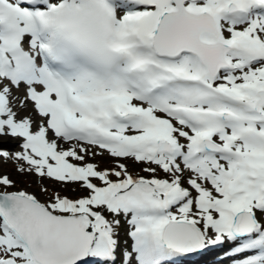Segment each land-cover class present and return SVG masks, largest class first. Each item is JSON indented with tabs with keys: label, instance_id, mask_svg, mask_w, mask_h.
I'll return each mask as SVG.
<instances>
[{
	"label": "snow or ice",
	"instance_id": "obj_1",
	"mask_svg": "<svg viewBox=\"0 0 264 264\" xmlns=\"http://www.w3.org/2000/svg\"><path fill=\"white\" fill-rule=\"evenodd\" d=\"M0 160V264H264V0H0Z\"/></svg>",
	"mask_w": 264,
	"mask_h": 264
},
{
	"label": "rangeland",
	"instance_id": "obj_2",
	"mask_svg": "<svg viewBox=\"0 0 264 264\" xmlns=\"http://www.w3.org/2000/svg\"><path fill=\"white\" fill-rule=\"evenodd\" d=\"M13 143H15L13 141ZM13 151L15 150H19L18 148L12 149ZM100 158L97 157V160H99ZM12 172L13 177H19V181L17 184V187H24L26 190L32 191V192H37L38 191V182H37V177L35 176H28V175H21L19 173H17L14 170V163L9 160V161H3L0 160V172H6V171H10ZM137 171L139 169H136ZM41 199H43V197H40ZM126 236L124 235L123 229L121 230V242L122 244L125 243L126 241ZM215 250H213L214 252ZM212 251H210L209 253L205 254V255H209Z\"/></svg>",
	"mask_w": 264,
	"mask_h": 264
},
{
	"label": "bare ground",
	"instance_id": "obj_3",
	"mask_svg": "<svg viewBox=\"0 0 264 264\" xmlns=\"http://www.w3.org/2000/svg\"><path fill=\"white\" fill-rule=\"evenodd\" d=\"M219 247V248H218ZM227 245H216V246H209L208 248L204 249V250H200L194 253H189L192 256V259H194L195 261H202L207 255V253H209L210 251H213L215 249L218 248L217 252H225ZM232 255L229 254V256L227 254H225V261L226 262H230L232 260ZM117 264H119V260H117Z\"/></svg>",
	"mask_w": 264,
	"mask_h": 264
}]
</instances>
